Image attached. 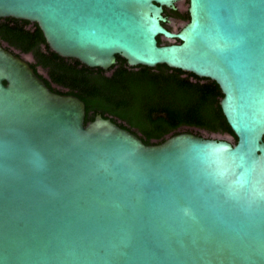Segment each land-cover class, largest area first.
I'll return each instance as SVG.
<instances>
[{
  "label": "water",
  "instance_id": "95a60500",
  "mask_svg": "<svg viewBox=\"0 0 264 264\" xmlns=\"http://www.w3.org/2000/svg\"><path fill=\"white\" fill-rule=\"evenodd\" d=\"M179 1L0 0L62 57L215 81L238 139L86 125L84 101L0 43V264H264V0H190L177 32Z\"/></svg>",
  "mask_w": 264,
  "mask_h": 264
},
{
  "label": "trees",
  "instance_id": "16d2710c",
  "mask_svg": "<svg viewBox=\"0 0 264 264\" xmlns=\"http://www.w3.org/2000/svg\"><path fill=\"white\" fill-rule=\"evenodd\" d=\"M178 16L190 21L189 12ZM158 42L171 44L161 36ZM0 43L19 56L31 54L30 65L52 91L84 101L86 125L102 115L147 145L183 132L230 136L238 142L221 107L224 94L211 79L167 65L131 66L121 56L108 70L92 68L54 52L37 23L12 17L0 18Z\"/></svg>",
  "mask_w": 264,
  "mask_h": 264
},
{
  "label": "flooded vegetation",
  "instance_id": "af4514ba",
  "mask_svg": "<svg viewBox=\"0 0 264 264\" xmlns=\"http://www.w3.org/2000/svg\"><path fill=\"white\" fill-rule=\"evenodd\" d=\"M181 2H182V0H180L176 4V10H172L171 8H164V16L168 19V22L166 23V25H167V28L170 30H173V27L171 26V23L173 21L186 23L178 15L189 12V7L187 9L181 8L182 7ZM187 2H188V6H189L190 0H184V3H187ZM174 12H176V13H174Z\"/></svg>",
  "mask_w": 264,
  "mask_h": 264
},
{
  "label": "rangeland",
  "instance_id": "374dc122",
  "mask_svg": "<svg viewBox=\"0 0 264 264\" xmlns=\"http://www.w3.org/2000/svg\"><path fill=\"white\" fill-rule=\"evenodd\" d=\"M181 8H183V9H185V8H187L188 7V2L187 3H184V0H183V2H181ZM173 23V24H172ZM171 23V26L173 27V30L174 31H180L181 29H182V27L185 25V23H183V22H177V21H173ZM24 59H26L27 61H29V62H33L34 61V59H33V56L31 55V54H23V55H21ZM43 73V72H42ZM203 135H204V137H206V138H218V139H225V138H228V136H221V135H209V134H207V133H204L203 132Z\"/></svg>",
  "mask_w": 264,
  "mask_h": 264
}]
</instances>
